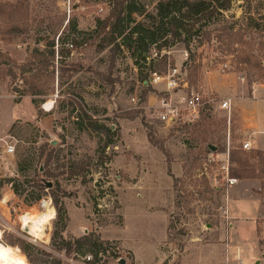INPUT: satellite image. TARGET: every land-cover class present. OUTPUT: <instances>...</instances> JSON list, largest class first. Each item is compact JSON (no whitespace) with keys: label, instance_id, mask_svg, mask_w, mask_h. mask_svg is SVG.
Returning a JSON list of instances; mask_svg holds the SVG:
<instances>
[{"label":"rangeland","instance_id":"374dc122","mask_svg":"<svg viewBox=\"0 0 264 264\" xmlns=\"http://www.w3.org/2000/svg\"><path fill=\"white\" fill-rule=\"evenodd\" d=\"M160 1L136 0L150 13ZM113 9L114 0H0V138L16 145L14 155L1 158L0 249H19L26 264H91L97 249H60L94 233L101 241L119 236L148 246L150 264H195L204 247L225 252L232 245L229 209L247 201L258 215L255 227L243 229L248 238L255 234L264 264V153L243 150L250 138L239 113L220 109L224 98L264 89V0H236L199 35L171 48L153 46L140 66L127 49L99 50L105 35L95 32ZM173 69L187 84L183 91L209 102L194 123L158 119L166 82L151 83ZM34 92L38 107L26 96ZM35 109L41 124L28 120ZM13 119L21 120L5 132ZM238 158L249 164L246 178L239 177ZM227 167L238 179L232 187ZM43 197L52 199L50 211L41 207ZM156 211L167 219L162 243L164 216L144 215ZM99 258L131 264L132 252L110 241Z\"/></svg>","mask_w":264,"mask_h":264},{"label":"trees","instance_id":"16d2710c","mask_svg":"<svg viewBox=\"0 0 264 264\" xmlns=\"http://www.w3.org/2000/svg\"><path fill=\"white\" fill-rule=\"evenodd\" d=\"M235 1L161 0L157 4L156 12L150 13L144 5L139 6L136 0H114L113 11L106 20L99 22L97 32H95L98 36L105 35L104 45H101L99 50L103 51L111 47L112 53L115 54L116 51L121 52L123 49H127L132 54L135 65L147 64L153 46L171 48L177 43L185 41L183 37L190 38L192 33L199 35L207 26L208 21L210 22L215 15L223 17L225 13L231 10ZM136 17L142 18V20L137 21ZM52 53V57L55 58V52ZM39 54L44 56L42 53ZM114 66L115 63L113 62L110 69H113ZM29 95L34 97L33 104L38 107L36 97L39 93L26 94V96ZM87 120L91 119L87 117ZM94 124L96 123H91L89 127H97ZM101 130L107 134L111 132L107 127ZM256 154L263 155V152ZM235 162L242 167V173L239 177L246 178L245 168L249 166L248 162L241 158L236 159ZM45 173H47L46 170ZM47 175L50 176L48 173ZM41 187L42 190L46 189L43 184ZM55 202L58 205L59 201L56 200ZM58 215L60 218L63 216L60 208H58ZM109 244V241H101L99 236L92 233L80 239L65 241L63 249L60 250L69 255L82 250L84 247H90L91 250L97 249L91 264H99L101 262L99 258L100 249L103 245Z\"/></svg>","mask_w":264,"mask_h":264},{"label":"crops","instance_id":"0c3cea01","mask_svg":"<svg viewBox=\"0 0 264 264\" xmlns=\"http://www.w3.org/2000/svg\"><path fill=\"white\" fill-rule=\"evenodd\" d=\"M225 99V98H224ZM10 100V99H9ZM233 109L239 113L241 118L243 131L250 138L248 142H250L252 149L263 152L264 153V89L262 88H254L251 96L248 98H233ZM13 104H16L11 100ZM24 102V101H23ZM22 102V103H23ZM32 102V101H31ZM18 105V104H17ZM47 118V115H44L43 119ZM24 119V118H22ZM21 119H13L8 123V127L5 130H9L13 124ZM31 122L36 121L37 123H42L43 120L39 119L38 112L35 109V116L32 119H28ZM2 135V134H1ZM144 215H162L165 218V233L163 239L160 243L165 242L168 236V225L167 219L163 211L156 212H146ZM258 212L257 207L254 203H248L247 201L239 202L235 208L230 212L229 209V218L231 220V240L232 245H228V249L223 251V247H204L205 253L203 255H199L195 264H260L259 263V255L257 251V247L255 244V234H250L251 238L247 236V230H244V226L254 225L256 224ZM244 230V231H243ZM104 241H120L124 242L125 247L132 252V262L131 264H150L145 260V251H149L148 246H140L138 242H132L131 240H127L121 237H107L103 239ZM235 241V242H234ZM158 245V244H157ZM157 245L153 249V252L159 254L157 250ZM217 248V249H214ZM215 251L217 255H210L211 251ZM161 254V252H160ZM163 257L161 256V259ZM215 260V261H214ZM126 263H128L126 261ZM130 264V263H128ZM152 264V263H151ZM185 264V263H184ZM188 264V263H186Z\"/></svg>","mask_w":264,"mask_h":264},{"label":"built area","instance_id":"2783aa9c","mask_svg":"<svg viewBox=\"0 0 264 264\" xmlns=\"http://www.w3.org/2000/svg\"><path fill=\"white\" fill-rule=\"evenodd\" d=\"M71 47H73V45H71ZM163 81L166 82V90L160 91L161 95L157 98V108L159 111L158 119L166 125L181 122L185 117L190 118L189 121H184L189 123H194L200 119L201 114L209 102L204 101L202 95L194 90L188 92L183 91L188 87L187 84L180 79L178 70H171L168 76H156L151 84L156 86ZM178 89H182V91L179 90V93H176ZM220 109L231 115L233 110L232 98L222 99L220 102ZM243 150H252L250 142L245 141L243 143ZM15 152L16 145L14 142L10 141L8 137L0 138V178H2L4 173L3 162L1 161L2 156H11L14 155ZM225 157L228 161L230 160V150L225 154ZM225 170L227 172V183L229 186L232 187L237 184L238 179L230 177L229 168L227 167ZM40 205L43 209H46L49 205H52V199L50 197H43L40 201ZM86 259L88 262H91L93 257L88 256Z\"/></svg>","mask_w":264,"mask_h":264},{"label":"clouds","instance_id":"9594fccd","mask_svg":"<svg viewBox=\"0 0 264 264\" xmlns=\"http://www.w3.org/2000/svg\"><path fill=\"white\" fill-rule=\"evenodd\" d=\"M0 264H26V258L19 255V249H0Z\"/></svg>","mask_w":264,"mask_h":264},{"label":"water","instance_id":"95a60500","mask_svg":"<svg viewBox=\"0 0 264 264\" xmlns=\"http://www.w3.org/2000/svg\"><path fill=\"white\" fill-rule=\"evenodd\" d=\"M209 149L210 150H212V151H214V152H216L217 151V148L216 147H214V146H212V145H210L209 146ZM49 185H48V187H52V184L51 183H48ZM126 263V261L125 260H121V262H120V264H125Z\"/></svg>","mask_w":264,"mask_h":264},{"label":"bare ground","instance_id":"6f19581e","mask_svg":"<svg viewBox=\"0 0 264 264\" xmlns=\"http://www.w3.org/2000/svg\"><path fill=\"white\" fill-rule=\"evenodd\" d=\"M44 109H45V106H44ZM46 110V109H45ZM47 111V110H46ZM46 211H50L51 210V205H49L46 209Z\"/></svg>","mask_w":264,"mask_h":264}]
</instances>
